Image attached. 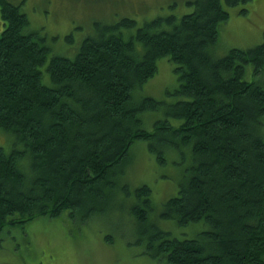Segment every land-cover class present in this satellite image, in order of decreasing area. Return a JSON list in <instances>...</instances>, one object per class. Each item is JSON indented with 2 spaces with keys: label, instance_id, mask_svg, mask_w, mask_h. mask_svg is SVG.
<instances>
[{
  "label": "trees",
  "instance_id": "trees-1",
  "mask_svg": "<svg viewBox=\"0 0 264 264\" xmlns=\"http://www.w3.org/2000/svg\"><path fill=\"white\" fill-rule=\"evenodd\" d=\"M23 3L0 0V131L13 137L11 150L0 145V233L63 212L87 221L132 144L145 140L161 163L174 152L191 158L161 217L207 227L192 238L160 229L142 184L130 212L150 232L147 252L161 264H264V85L246 78L248 64L264 71V42L215 57L230 13L222 0H188L194 8L180 17L98 21L78 48L58 54L30 29ZM164 56L182 99L136 97ZM159 109L166 116L144 128L145 111Z\"/></svg>",
  "mask_w": 264,
  "mask_h": 264
},
{
  "label": "rangeland",
  "instance_id": "rangeland-1",
  "mask_svg": "<svg viewBox=\"0 0 264 264\" xmlns=\"http://www.w3.org/2000/svg\"><path fill=\"white\" fill-rule=\"evenodd\" d=\"M222 2L230 16L220 25L219 39L210 48L215 57L234 46L248 48L264 42V0L241 1L236 6ZM22 5L30 29L43 33L51 52L58 54H70L78 48L83 37L95 33L98 21L113 23L129 16L141 24L158 14L180 17L194 8L188 0H24ZM243 7L248 11L242 13ZM175 66L168 57L159 58L156 74L135 89V96L148 95L166 102L182 99L176 93L180 80ZM246 69V78L264 85V71L254 75L252 64ZM165 116L163 109L145 111L143 127L153 128L154 121ZM170 120L176 126L182 122L175 117ZM0 145L11 150L13 137L0 131ZM188 158L191 161L189 155L174 152L161 163L145 140H136L127 162L113 177L116 183L107 188L98 205L101 209L87 221L82 215L72 218L63 212L58 217L37 216L23 224L6 226L0 233V264H161L156 255L147 252L150 232L141 229L130 208L138 203L136 188L148 184L153 203L149 220L180 238L198 237L207 229L202 221L179 225L175 219L160 215L163 204L178 193Z\"/></svg>",
  "mask_w": 264,
  "mask_h": 264
}]
</instances>
